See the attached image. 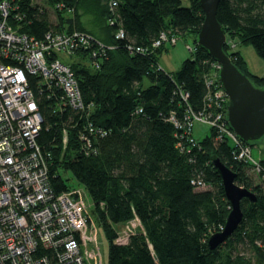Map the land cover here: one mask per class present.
<instances>
[{"label":"trees","instance_id":"1","mask_svg":"<svg viewBox=\"0 0 264 264\" xmlns=\"http://www.w3.org/2000/svg\"><path fill=\"white\" fill-rule=\"evenodd\" d=\"M9 1L19 5L13 13L24 14L10 22L19 32L39 38L46 31L76 30L112 46L97 69L89 62V49L76 51L78 60L70 62L89 106L85 111L56 110L60 93L47 90L39 76L27 74L42 119L36 141L49 154L50 186L55 193L70 188L63 177L67 172L83 186L96 226L107 240L104 264H264V179L235 158L231 140L214 141V129L195 145L183 136L185 147L180 149L183 130L168 120L171 113L181 119L186 109L197 113L205 108L204 76L213 60L197 45L177 71L167 73L158 63L165 45H151L162 32L191 35L196 44L204 18L198 0H189L188 6L181 0H116L113 10L109 3L115 0H44L47 7L31 0ZM57 3L71 11L55 10ZM84 15L89 17L86 23ZM216 19L227 41L237 38L249 44L264 61V0H219ZM119 29L120 38L115 37ZM223 48L240 72L264 88V77L250 73L238 51H230L227 43ZM87 121L105 131V136L90 137L94 154L83 152L79 138ZM213 158L232 170L235 184L250 190L255 200L241 199L238 226L210 251L208 237L221 231L230 210ZM199 180L204 186L196 184ZM133 218L141 228L125 245H116L114 226Z\"/></svg>","mask_w":264,"mask_h":264},{"label":"built area","instance_id":"2","mask_svg":"<svg viewBox=\"0 0 264 264\" xmlns=\"http://www.w3.org/2000/svg\"><path fill=\"white\" fill-rule=\"evenodd\" d=\"M30 3L40 7L46 5L44 0L38 3L31 0ZM116 5V0L110 1L109 9L113 10ZM18 6L9 0H0V264H103L96 225L91 221V205L85 200L83 190L68 188L55 193L50 186L49 154L43 153L36 141L42 119L27 85V74L39 76L47 90L60 93L56 110L69 107L85 111L89 106L82 100L70 62L63 58L75 55L78 50L89 49V62L97 69L106 49L112 46L76 30L46 31L39 38L19 32L10 24L24 17L23 13H13ZM54 9L71 11L64 3L55 4ZM109 22L114 23L113 20ZM122 36L123 31L117 30L115 37ZM176 41V36L162 32L151 47L155 49L167 42L174 45ZM226 43L233 51L235 43L230 40ZM186 48L193 54L197 44ZM139 51L147 52L146 49ZM210 67V72L204 76L205 108L197 113L186 109L181 119L174 113L168 117L175 127L183 130L177 147L184 149L183 136L192 145L197 143L192 129L202 120L214 129V141L231 140L235 158L248 166L250 174L263 180L264 168L260 159L252 156L251 147L226 123L228 98L218 83L217 63L210 62ZM180 95L187 100L185 91ZM85 114L88 116L89 111ZM102 136L105 131L87 121L79 134L83 152L94 154L96 149L90 137ZM62 142L65 146L66 131H63ZM196 184L204 186L201 180ZM124 224L125 228L115 229L113 242L116 245H125L130 235L141 228L137 218Z\"/></svg>","mask_w":264,"mask_h":264},{"label":"water","instance_id":"3","mask_svg":"<svg viewBox=\"0 0 264 264\" xmlns=\"http://www.w3.org/2000/svg\"><path fill=\"white\" fill-rule=\"evenodd\" d=\"M218 2L219 0H198L204 18L195 36V43L218 65V83L228 98L225 111L227 125L242 142L258 144L264 137V88L255 86L224 51L226 35L216 19ZM212 163L220 175L230 210L223 229L208 237L207 246L210 251H214L229 238L238 226L242 218L241 199L255 200L250 190L235 184V173L232 170L217 158H213Z\"/></svg>","mask_w":264,"mask_h":264},{"label":"rangeland","instance_id":"4","mask_svg":"<svg viewBox=\"0 0 264 264\" xmlns=\"http://www.w3.org/2000/svg\"><path fill=\"white\" fill-rule=\"evenodd\" d=\"M39 0H36L38 3ZM42 2V1H40ZM181 3L183 6L189 5V0H181ZM44 5V4H43ZM47 7V5H45ZM53 16L51 15V19ZM87 16H82V21L86 23ZM53 20V19H52ZM235 43V47L232 48L233 51H238L242 57L244 58L247 68L250 73L257 75V76H263L264 77V61L255 53L252 46L249 44H244L239 42V40L236 38L233 41ZM166 50H163L159 57H158V63L161 66V68L167 72V73H174L180 68L181 63L186 59L190 57V53L187 50V45L193 46L192 42V36L191 35H178L177 41L174 45H171L170 43H164ZM62 59V58H61ZM63 60L67 63L77 61L78 58L75 55L67 56L63 58ZM209 124L203 122L202 120L196 122L192 129V135L196 140H201L204 136L209 134ZM214 139V138H213ZM251 154L255 159H260L264 161V141L259 142L258 144L251 147ZM64 179L66 180V183L70 186V188H78L82 189L85 194V200L88 204L91 205L90 207V215H91V221L94 225H96V222L94 220V216L91 214L92 210V202L89 198V195L85 191L82 185L78 184L76 180L72 177L70 173H65L63 175ZM124 223L115 225V229L119 231V229H123ZM97 240L100 246L101 254H102V260L103 264L106 262V256H107V240L104 237V234L102 233L100 228H97ZM139 229V228H138ZM241 252L245 256H250V251L248 248L242 247L240 248Z\"/></svg>","mask_w":264,"mask_h":264}]
</instances>
